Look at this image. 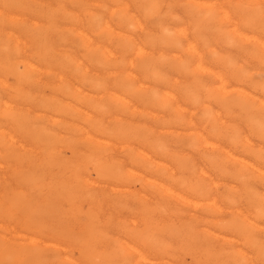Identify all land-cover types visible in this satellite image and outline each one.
Instances as JSON below:
<instances>
[{
  "label": "bare ground",
  "instance_id": "1",
  "mask_svg": "<svg viewBox=\"0 0 264 264\" xmlns=\"http://www.w3.org/2000/svg\"><path fill=\"white\" fill-rule=\"evenodd\" d=\"M50 1L52 2V0H49V2ZM6 2H4L3 5H5ZM240 2H238V3H240ZM255 2L256 1H254V3ZM9 3H6V4L10 5ZM259 4H258V6H259ZM12 5H15V3ZM16 5H17V3H16ZM46 5H48V3ZM59 5L61 7H63L62 3ZM79 5H82V4H79ZM124 5H126V4H124ZM124 5H122V6H124ZM184 5H186V4H184ZM189 5L191 6V4H189ZM219 6H220V4H219ZM253 6H257V5L253 4ZM42 7L40 9H42ZM125 7H127V6H125ZM13 8H16V7H13ZM33 8H35V7H33ZM60 8H59V10H60ZM63 8H62V10L64 11L65 9H63ZM79 8H81V7L79 6ZM45 9H46V7H45ZM53 9H54V7H53ZM73 9H71V10H73ZM260 9H263V8L260 7ZM18 10H20V9H18ZM49 10H48L47 14H49ZM125 10L126 9H124V7H122L121 11H123V13ZM194 10H196V9H194ZM234 10H233V12H234ZM237 10H239V8ZM56 11H58V10L56 9ZM63 11H60V13H62ZM222 11L226 15V17L229 15L228 13H225L227 10L224 11L222 9ZM35 12H36V9H35ZM238 12H240V10ZM254 12L256 13V10ZM248 13H250V12H248ZM33 14H34V12H33ZM39 14L37 16H41ZM224 14H223V16H225ZM66 15H67V13H66ZM95 15H96V13H95ZM120 15L123 16L122 13ZM128 15H125L126 17H123V18H127ZM259 15H257V16H259ZM74 16H73V18H74ZM230 16H232V15H230ZM9 17H7L8 20H9ZM48 17H50V16H48ZM55 17H56V15H55ZM55 17H50V18H55ZM57 18H59V17H57ZM95 18H97V17H95ZM255 19H256V17H255ZM255 19L253 18V20H255ZM5 20H7V19L5 18ZM31 21H32L31 23L34 25L33 22H35V20L34 21L31 20ZM14 22H15V20H14ZM55 22H56V20H55ZM8 23H11V22H8ZM22 23H24V21ZM31 23H29V24L31 25ZM41 23H39V24H41ZM92 23H94V21ZM92 23H91V25H92ZM94 24H96V22ZM94 24L92 26H94ZM232 24H234V23H232ZM252 24H253V22L251 21V19L250 20L248 19V23H246L244 25L245 26L244 29L234 27V30H233V28H232L233 32L235 30H238V32H236V34H238V35L234 37L232 34L233 32H231L232 38H229V35H228V37H226L229 40L228 44H231V45H234L237 47L239 46L238 48H240V47H243V45H245L246 43H248L250 41V39H254L256 42L264 43V40L261 37L254 36L255 34L249 35L248 30L249 29L251 30ZM263 24L264 23H262V25ZM30 25H29V27H30ZM45 25L47 26L48 24H45ZM52 25H54V24H52ZM106 25H108V23H106ZM139 25H141V24H139ZM225 25H226V23H225ZM229 25H230V23H229ZM27 26H28V23H27ZM41 26H43V25H41ZM50 26H51V24H50ZM50 26L48 28H51ZM231 26H233V25H231ZM38 28H39V26H38ZM109 28H112V27L110 26ZM30 29H32V27ZM179 29H181V30L178 33L184 34V33H181V31L184 32L183 30H185L186 28L183 30H182V28H179ZM24 30L26 31V28H24ZM53 30H58V29L54 28ZM145 30L146 29H144V31ZM227 30L230 31L231 27H229V29L227 28L226 30H224V32H226ZM40 31H41V29H40ZM59 31L61 33L60 29L57 32H59ZM257 31H259V29ZM8 32L11 34L10 30ZM27 32H29V29ZM34 32H36V31L34 30ZM37 32L39 33L38 30H37ZM145 32H143V34ZM196 32L197 31H195V33ZM220 32H221V28H220ZM31 33H33V32H31ZM53 33H56V32H53ZM35 34L38 35L37 33H35ZM44 34H46V33H44ZM173 34H174V32H173ZM47 35H48V33L45 36H47ZM144 35H146V34H144ZM45 36H43V37H45ZM127 36H129L130 37L129 39H131V40L134 39L130 35H127ZM127 36H125V37L128 39ZM195 36L197 37L198 35L195 34ZM43 37H41V38H43ZM57 37L58 36H56V38ZM182 37H183V35H182ZM16 38H17L16 42L17 41H18V43L23 42L24 47H25L26 40H22L17 35H16ZM33 38H34V36H33ZM35 38H37V37H35ZM41 38H39V40ZM46 39H47V37H46ZM36 41L38 42L37 39H36ZM172 41H174V40H172ZM177 41H179V39ZM208 41H210V40H208ZM3 42H4V40H3ZM41 42L39 41V43L43 44L42 40H41ZM201 42L202 41L200 40V43ZM39 43H38V45H39ZM45 43H47V42H45ZM206 43H208V42H206ZM51 44H56V43H51ZM187 44H186V47L187 46L189 47L190 44L189 45H187ZM4 45H5V43H4ZM34 45L38 46L37 44H34ZM58 45H59V43L57 44V46ZM192 45H193V43L191 44V46ZM98 46H100V45H98ZM44 47H48V46L45 45ZM177 47H178V45H177ZM182 47H184V45ZM7 48H8V46H7ZM138 48L140 49V46ZM217 48H219V47H217ZM217 48H216V50H217ZM221 48L222 47H220V49ZM233 48L231 50H233ZM51 49H54V48H51ZM51 49H49V50H51ZM105 49L108 50V47H105ZM139 49H138V51H140ZM192 49L194 50L193 46H192ZM229 49H230V47H229ZM235 49H237V48H235ZM252 49H254L252 51L256 50L253 47H252ZM257 49L258 50H256L255 52H258L261 50L260 48H257ZM4 50H5V48H4ZM46 50H48V48ZM142 50L144 51V49H142ZM225 50L226 49H224V52H225ZM34 51H35V49H34ZM53 51H51V52H53ZM196 51H197V49H196ZM236 51L238 52V50H236ZM246 51L249 52L248 50H246ZM240 52L242 53L243 51H240ZM8 53H10V52H8ZM48 53H50V52L48 51ZM62 53L63 52L61 51V54ZM186 53H189V52H186ZM241 53H240V56H241ZM10 54H11L10 56H12V53H10ZM51 54H53V53H51ZM259 54L258 53L256 54L257 57L259 56ZM14 55H13V57H14ZM18 55H19V53H18ZM59 55L57 57H59ZM110 55H111V53H110ZM191 55H193V54H191ZM199 55L201 56V53ZM228 55L226 57H228ZM4 56H5V58L10 57V56H7L5 54H4ZM188 56H190V55H188ZM188 56H187V58H190V57L192 58V56H190V57H188ZM218 56L219 55H217V52H216L215 53V58H216L215 63L217 65L216 66L217 69H213V72H212L213 77L211 76L213 78L212 81H214V79H215L216 80L215 82L219 83V85H217V86L215 84L216 87L212 86V87H214V89L216 88L214 90V93H212L210 95L207 94L205 91L206 89H204V88H206V86L204 88H202V86L197 87V88H194V87L190 88L189 87V88H187V91L184 94L185 101L183 100L182 97H178V98L174 97L169 92V95L170 96L172 95L173 97L171 96V98L169 99L168 97L165 96L166 99L159 100L158 101L159 103L157 102L158 103L157 105L161 106L166 112V115L163 116V119H162L163 120L162 126L164 127V129L167 132H171V130L173 129L172 131L173 132L176 131L175 133L178 137H184L185 138V144H184L185 148H183V149H181V148L176 149L177 147L174 149L170 146V144L168 142L163 141V140H156V141L151 143L148 141V139L146 137H142V136L138 135L137 133H134L133 127L131 125L129 126L128 123H126V125H123V126L120 125L119 127L111 128V127H108V125L111 122L110 120H108V121H110L109 124H106V122L102 118H99V117H97L91 113H88V112L86 113V116H84L82 119L78 118V120H80L79 123L77 124L78 131L80 133L79 135H81V137L86 141V143H87L86 151L88 149V152H89V153L84 154L86 156V158H88L89 161L90 160L93 161L94 166L99 168L100 172L111 171V174L113 175V177L115 176L119 180L120 186L128 187L127 194L125 197L128 196V197H132L133 199L140 198L141 195H143V194L138 190L137 187L142 185L144 188H146V189L148 188V190L150 189V191L157 198L156 199L154 197L156 199L155 205L150 206L147 204V202H145V203H142L139 205L140 208L139 207H136V208L133 207V204H132V207L130 208V205H129L130 202H129V204H127L128 201L126 199H125V202L118 199V203L120 204V206L122 208L127 207V208L133 210L134 212L138 208L140 209V211L138 209V211H136L135 214L133 213L134 215H136L137 212H139L138 215L140 217L134 216L132 221L129 220L132 223V225L134 224L135 227L126 228L124 225H121L120 230H119L120 232H118L117 236H109L108 235V238L105 239V243L102 242L104 244L101 243V245L100 244L98 245L100 247V249L98 248V246L95 248L93 243L98 240L97 234L99 235V233H101L103 231L96 230V227L94 224L96 219L94 217L89 218L90 221L88 223L86 222V224L83 226V229L85 227L86 230H84V232H82V233L75 232L74 230L71 231L72 228L70 229V233H69L67 230L63 231L62 229L51 228V229L55 230V231H52L48 227H43V225H45V223H44L45 222L44 221L45 216L42 220L39 218V215L38 216H32L34 214L27 215L28 213H26L27 216L23 217L24 215H22L23 218L17 219L16 213H15V210H16L15 206L16 205L14 203H18V202L10 201V197H9L10 186L7 184V187L4 185L3 192L0 195V264H113L111 259L113 260L114 258H115L114 259L115 262H116V260H118L119 262H121V264L130 263L132 261V259H134L136 262H138V264H240V261H238V260H241V259H238L239 256L242 258V260L246 259L247 264H264V146H263L264 142L262 141L263 145L262 144H256L253 141L254 140L253 139V130L251 129V127L253 125H255L258 130L259 129L264 130V122H263L264 121L263 120L264 110L261 111L263 114L257 113L255 110H253L252 107L254 104L253 103L254 95L251 91H252V84L254 82L252 83V81H251L252 78L248 74L245 73L246 69L241 70L242 69L241 65L238 63V61H235L236 56H235V59H233V60L230 58H226L225 62L221 59V57H218ZM220 56H221V53H220ZM231 56H232V54H231ZM24 57H25V55H24ZM60 57L58 59L62 60V58H60ZM199 57H198V59H199ZM229 57H230V55H229ZM259 57L261 58L262 56H259ZM42 58H43V56H42ZM70 58H71V55H70ZM7 59L8 58H6V60ZM251 59H252V56H251ZM253 59H254V57H253ZM13 60L14 59H12L11 61H13ZM38 60H39V58H38ZM44 60H46V56H45ZM79 60H80V64H81V62H82L81 59H78L76 61H79ZM181 60L179 61V63L181 62ZM256 60H254V61H256ZM8 61H9V59H8ZM184 61L182 60V62H184ZM198 61H200V60H198ZM47 63L49 64L48 61L46 62V64ZM252 63L249 65H252ZM7 64H9V63H7ZM7 64H5V65H7ZM12 64L10 66H14ZM149 64L151 65L152 63H148V65ZM52 65H54V63ZM148 65H146V66L149 67ZM155 65H153V66L155 67ZM180 65H181V63H180ZM65 66H68V64ZM158 66L160 67L159 64H158ZM181 66L183 67V65H181ZM199 66H200V64H199ZM257 66H258V63H257ZM32 67L37 68L38 66H36V64H34L33 62H31L28 59L25 61H23V60L19 61V64H18V66H16V69L18 68V75H19L20 79H22L24 77H25V79H28L29 76L26 77V75L28 74V70H30V68H32ZM255 67L256 66H253L254 69H255ZM260 67H259V70H260ZM13 68L15 69V67H13ZM204 68H205V66H204ZM246 68H248V67H246ZM6 69H5V72H6ZM37 69H39V67ZM250 69H251V67H250ZM262 69H263V67H262ZM47 70H50V69L47 68ZM78 70H80V69L78 68ZM81 70H83V69H81ZM85 70H86V68H85ZM10 71L8 70L7 73ZM243 71H245V72H243ZM1 72H2V68H1ZM15 72H16V70H15ZM31 72H33V71H31ZM69 72H71V71H69ZM205 72L211 73V71L208 69H205ZM12 73H14L13 70H12ZM72 73H74V72L72 71ZM75 73H76V71H75ZM42 74L44 75L46 73H42ZM51 74H53V72ZM58 74H59V72H58ZM150 74L152 75L153 73L152 72L148 73V76H150ZM79 75H81V74H79ZM158 75L156 74V76L155 75H152V76L153 77L155 76L158 78L159 77ZM9 76H11V75H9ZM135 76L138 79V76L137 75H135ZM57 77H59V79H60L61 74ZM86 77H87V79L92 78V77H88L87 75H86ZM195 77H197V76H195ZM80 78H83V75ZM84 78H85V76H84ZM94 78L92 79V81L94 80L97 82L98 79L95 80ZM160 78H162V77H160ZM102 79L104 81V78H102ZM146 79H148V78H146ZM8 80H10L9 77H8ZM14 80L16 81V86L18 85L17 83L22 81V80H20L19 82H17L16 79H14ZM99 80H100V78H99ZM151 80H154V79H151ZM199 80H202V79H199ZM255 80L257 82L258 79H255ZM260 80H259V82H260ZM192 81H194V80H192ZM6 82L7 81H4L2 83H6ZM26 82H27V80H26ZM36 82H37V80H36ZM62 82H64V81H62ZM79 82H80V80H79ZM90 83L92 84V82H90ZM97 83H99V81ZM55 84L57 85V81ZM94 84H95V82H94ZM137 84H140V82ZM229 84L232 86H231V88L229 87V89H228V88H226V86ZM37 85H38V83H37ZM62 85H64V84H62ZM126 85L129 86V84H126ZM200 85H202L201 81H200ZM100 86H101V84H100ZM141 86H142V84H141ZM38 87H36V88H38ZM77 87H79V85ZM113 87H114V84H113ZM130 87H132V86H130ZM255 87H257V86H255ZM7 88H8V85H7ZM19 88H21V87H19ZM66 88L67 87H65L64 90ZM117 88H119V87H117ZM146 88L149 89V91H151L150 86H146ZM11 89L15 93V96H16L15 98H6L3 95H1V93H0V108L4 114V118L0 119V149H5L6 154L12 156L11 158H12L13 162H14L13 156L15 155V149H21V148L25 147L24 140L32 141L36 145L33 147V149H38V150L39 149H43V150L45 149L44 152L46 154H43V155H46V156H45V158H42V160L46 159V157L48 155H51L52 151H48V149H56L57 144L66 145V149H70L69 151H70V155H71L72 149H74V150L76 149L75 146L72 144V143H74V142H72L73 141L72 136H73V134H78V133H72L73 131L70 130V132L72 133V136L65 135L66 133L64 135H61L62 133H59V135H58V133L54 132L52 130V128H51L52 132L46 133L47 129L49 127L46 126L47 129H45L44 123H41L43 126H38V127H35L32 124L29 126V124H28V126H29L28 127L27 124H25L27 122H24L25 119L22 118V116H21V113H22V114H24L23 116L26 117L25 114L28 113L27 112L28 108L25 109L26 107H24V104L26 103L24 97H27V96L23 95L25 91L20 92V90L18 88H14V87L10 88V90ZM54 89L55 88H53V90ZM75 89L73 91V94H74L73 98H75V94L77 93V90H75ZM91 89H92V86H91ZM95 89H97V88H95ZM68 90H72V89H68ZM201 90H204L205 92L204 91L201 92ZM149 91H148V93H149ZM10 92H8V93H10ZM82 92H85V90ZM82 92H81V94H83ZM110 92H112V91L110 90ZM11 93H13V92H11ZM60 93H62V92H60ZM127 93H129V92H127ZM163 93L165 94V91ZM232 93H236V94H232ZM104 94H106V93H104ZM229 94H232V97L230 99L228 98ZM30 95L32 96V94H30ZM48 95H46V96H48ZM63 95H64V93H63ZM92 95H90V98L93 97ZM108 95H110V93ZM40 96L43 97L44 95L40 94ZM58 96H53V99L60 98ZM71 96L72 95L67 96L62 105L73 106L77 110L80 109V107H79L80 101L76 99L77 101H79V103H77V104L72 103L73 98ZM118 96L119 97L116 98L117 103L120 106H122V109L126 110V108L129 107L130 110L135 111V112L137 111L138 107L135 108L136 105L133 106L135 104V102H132L129 97L127 98V97L122 96V95L121 96L118 95ZM131 96H133V98H134L135 95H131ZM153 96L156 97L157 93H153ZM42 97H40V98L43 99ZM162 97H164V96H162ZM96 98H98V97H96ZM46 99L44 97V99L40 100L39 103L37 102L39 104L38 106H40V108H41V106H42V108L43 107L46 108V105H48ZM159 99H160V97H159ZM171 99H174V100H171ZM27 100H29V99L27 98ZM102 100H104V99H102ZM155 100H157V99H155ZM58 102H60L59 99H58ZM81 102L83 104H85L82 100H81ZM139 102H140V100H139ZM260 102H263V101H260ZM34 103H36V100L34 101ZM51 104L52 103L50 102V106H51ZM106 104L107 103L104 102L103 105H106ZM144 104L145 103H142V105H144ZM86 105L91 106L93 109L94 108L95 109L100 108L99 110H101V112L103 113L102 103L99 106V104H97V103L95 104L93 101H87ZM109 105L111 106V104H109ZM262 108L264 109V106H262ZM49 109H50V107L47 110H49ZM106 109H108V108H106ZM110 109L111 108L109 107V109H108L109 112H110ZM122 109H120L121 112L123 111ZM145 109H147V108H145ZM197 109H201V111H202V115H200L199 117H196V114H195ZM25 110H26V112H24ZM53 110L54 109H52V112H54ZM85 110L82 109L83 112H85ZM101 112L99 114L104 115ZM109 112H108V114H109ZM142 112H143V110H142ZM146 112H148V109L146 110ZM149 112L152 113V111H150V110H149ZM34 113L38 115V113H36V112H34ZM34 113H32L31 115L33 116ZM153 113H155V112H153ZM253 113H255V114H253ZM106 114H107V112H106ZM258 114H260L263 118H261V117L259 118ZM65 115H68V114H65ZM80 115H81V113H80ZM237 115H242V118L240 120H237V118H238ZM27 116H29V115H27ZM68 116H70V115H68ZM137 116H139L138 113H137ZM0 117H1V115H0ZM119 118H120V115H119ZM129 118H130V116H129ZM141 119H142V123H144L145 121H143V119H145V118H141ZM124 120L123 121L126 122V119H124ZM138 120H140V119H138ZM148 122H151V121H148ZM33 123H34V121H33ZM38 123H40V122H38ZM38 123H36V124H38ZM47 123H48V121H47ZM59 123H60V121H59ZM139 123H141V121ZM155 123H157V122H155ZM157 124H161V123L158 122ZM155 125L156 124H153L154 129H156ZM63 126H64V124H63ZM70 126H69V128H70ZM149 126H150V124H149ZM156 126H158V125H156ZM158 128H159V126H158ZM49 130H50V128H49ZM63 130H64V128H63ZM260 132L261 131H259V133ZM144 134H145V136H147L146 133H144ZM254 137H256V136H254ZM257 139H258V137H257ZM113 140H118V141H120V143L122 142L121 144H124V146L123 145H121V146H123L125 148V150L126 149H133L129 153L130 154L129 157H128V154L126 155L128 157V160H126V161H129V163H130V164L128 163L129 164L128 167H122V165H123L122 161L123 160H120V159H116V160L113 159L114 161L112 164H107L105 162V160L101 159V157H103V155H100V154L103 151L100 152V150H98V149H103L104 146H106L107 144L110 146L114 145ZM259 140H260V138H259ZM259 140H258V142H260ZM64 141H65V143H58V142H64ZM170 142H173V141H170ZM115 145H117V144L115 143ZM79 147H81V146H79ZM112 147H115V146H112ZM178 147H180V146H178ZM83 148H85V147H83ZM46 149H47V151H46ZM57 149L60 150V148H57ZM105 150H107V149H105ZM19 152H21V151H19ZM39 152H40V150H39ZM30 153H31V151H30ZM77 153H73V155L75 156ZM122 153H123V151L121 152V155H122ZM66 154H67V152H66ZM115 154H116V152H115ZM43 155H42V157H43ZM78 155H79V153H78ZM82 155H83V153H82ZM104 155H106V154H104ZM67 156L69 157V154ZM29 157L26 159H30ZM68 157H67V159H69ZM77 157L80 158V156H77ZM21 158L23 159V157H21ZM21 158L17 159V163L20 164V162H21L20 165L22 166V162L24 159L22 160ZM50 158H52V157L50 156ZM20 159L22 161L18 162ZM47 159L49 160V158H47ZM73 159H72V161H73ZM81 159H83V157H81ZM52 160L53 159H51L50 161H52ZM2 161L4 162V160H2ZM70 161H71V158H70ZM72 161H71V163H73V165H74L76 162L75 161L72 162ZM9 162H10V160H9ZM15 162H16V160H15ZM58 162L63 163L65 165H67L69 163L68 160L66 161V159L58 160ZM31 163H33V162H31ZM40 163H41V160H40ZM90 164H92V163H90ZM29 165L31 166L30 163H29ZM60 165H62V164H60ZM73 165L71 167H73ZM79 165H81V164H79ZM0 166H2V165H0ZM9 166H11V165L9 164ZM125 166H127V165H125ZM85 167H86V164H85L84 168ZM47 168H48V166H47ZM12 169H13V167H12ZM26 170H27V167H26ZM30 170H31V167H30L29 171ZM51 170H53V169H51ZM60 170H61V168H60ZM78 170H80V169H78ZM17 171H18V169H17ZM29 171H28V173H29ZM44 171L47 173L48 170L47 171L44 170ZM76 171H77V169H76ZM76 171L73 172L74 175H76ZM37 172H38V170H37ZM85 172L86 171H84V173ZM88 173H90V172H88ZM49 174H47V175H49ZM51 174H52V172H51ZM12 175H13L12 177L17 175L16 171H15V175H14V173ZM23 175H27V174H23ZM65 175H67L66 176L67 178L71 177L70 174L69 175L65 174ZM65 175H63L64 177L61 175V177H63V179H64ZM19 176L22 177V175H17V177H19ZM19 178H17V179H19ZM85 179H87V178H85ZM99 179H101V178H99ZM28 180H29V178H28ZM103 180H105V179H103ZM17 181H19V180H17ZM20 182H19V185L17 184L18 186H20ZM45 182H47V181H45ZM67 182H69V181H67ZM67 182H65L66 184L64 183V185H63V182L59 181V185H58V186H60L58 188V191L63 192V194H65L66 196H68V192H66V191H72L73 190L71 187L70 188L68 187ZM82 182H83V180H82ZM88 182L93 183L90 181H88ZM74 183H77V180ZM15 184H16V182H15ZM15 184H13V186H15ZM43 184H46V183H43ZM71 184H72V182H70V185ZM22 186H20V188ZM85 186H87V185H85ZM44 187L46 190V186H44ZM28 188H29V186H28ZM111 189H113V188H111ZM95 190L97 192V189H95ZM17 192L19 193V191H17ZM25 192L28 194H31L30 192H28L26 190H25ZM34 192L36 193V191H34ZM104 193H105L104 196L108 195L106 192H104ZM32 194H31V196H32ZM59 195H60V193H59ZM13 196H16V195H13ZM17 196L18 197L22 196V194L17 195ZM42 196H45V195L43 194ZM121 196H122V194H121ZM88 197H86V198H88ZM101 197H102V193H101ZM23 198L20 199L21 202L24 200ZM31 198H35V197H31ZM36 198H39V197H36ZM143 198H145V197H143ZM15 199L17 200L18 198L13 197V200H15ZM65 199H66V197H65ZM243 199H244V202L246 201V203H244V204H242ZM241 200H242V203H241ZM247 200H248V202H247ZM84 201H83V203H84ZM94 201H95V199H94ZM126 201H127V203H126ZM32 202H34V201H32ZM42 202H41V204H42ZM70 202H72V201H70ZM101 202H102V199H101ZM101 202L99 205H101ZM22 203H23V206L25 207L26 205L30 204V200L25 199V201ZM58 203H59V200H58ZM78 203H80V202L77 201V204ZM107 203L109 204V202H107ZM35 204H37V202L36 203L34 202L33 205H35ZM38 204H39V202H38ZM38 204L35 206H38ZM66 205H68V207H69V204H66ZM91 205H92V203H91ZM91 205H89V208ZM61 206H62V204H61ZM30 207H31V205H30ZM105 207L101 210H104ZM80 208H82V206ZM62 209H63V207H62ZM64 209H65V207H64ZM106 209H107V207H106ZM110 210H111V207H110ZM25 211H27V209ZM59 211H58V213H59ZM61 212H63V210ZM123 212H125V210ZM19 213H21V212H19ZM80 213H81V211H80ZM89 213H91V212H89ZM97 213H100V211H98ZM111 214L113 215V213H111ZM111 214H110V216H111ZM122 214H120V215H122ZM125 214H127V213H125ZM72 215L74 216V214H72ZM60 217H62V216L60 215ZM63 217H65V216H63ZM90 217H92V216H90ZM122 217H124V216H122ZM49 218L51 219V216L46 217V220H48ZM12 219H17V221H12ZM110 219H111V217L109 218V220ZM121 220L122 219H119V221H121ZM18 221L20 223L17 226L15 223H18ZM60 221H61V219H60ZM104 221L105 220H103L101 222H103V224L108 223V222L104 223ZM120 223L122 224V221L119 222V224ZM125 224H126V222H125ZM100 226L102 228V224H100ZM51 227H52V225H51ZM97 228H99V227H97ZM105 228H106V225H105ZM112 228H114V226ZM80 229L82 230L81 226H80ZM22 230L28 231L27 234H22L21 233ZM115 230L116 229L114 228L113 231H115ZM10 231L11 232L13 231V233L15 232L17 234L16 235L11 234ZM168 231L170 233V239L168 238L169 241H167L163 238V234L165 232H168ZM8 233L11 234L12 237L9 236ZM102 234L100 235V238H102L103 236H106V234H108V233L104 232ZM13 236H15V237H13ZM18 236H21L25 240V242L26 241H28V242H26V243L22 242L21 243V242L16 241L15 239L19 238ZM243 240L246 242L245 245L247 243H249L251 246H253L255 248L256 259H253L252 256L248 255L247 252L243 250V247L239 248V245H240L239 243L244 242ZM100 241H102V240H100ZM249 244H248V246H249ZM75 245H78L81 248L77 251L75 250L76 251L75 254H73L72 252L67 253V250L69 247H71L72 249H76ZM45 246H52L56 250L55 255L53 256V254H50L49 252H45L46 251ZM107 248H109V249H107ZM248 248H250V246ZM247 251H249V250L247 249ZM61 253H64V255H60ZM49 257H51V258H49ZM243 258H245V259H243ZM116 264H118V263H116Z\"/></svg>",
  "mask_w": 264,
  "mask_h": 264
},
{
  "label": "rangeland",
  "instance_id": "2",
  "mask_svg": "<svg viewBox=\"0 0 264 264\" xmlns=\"http://www.w3.org/2000/svg\"><path fill=\"white\" fill-rule=\"evenodd\" d=\"M34 1L35 2L37 1V2L35 3ZM254 1H256V2L254 3ZM0 2H1L0 3V10L2 11V12L0 11V54H1L0 57L2 58V59L0 58V74H1L0 75V81H1L0 82V93H1V95H3L6 98H15L16 96H15L14 91L12 89L10 90V88H12V87L18 88L20 90V92L25 91L24 94L22 93L24 96H27V97H24V99L26 101V103L24 104V107H26L25 109L28 108L29 110L27 109L28 113L25 114L26 117L23 116L24 114H22V113H21V116H22V118L25 119L24 122H27V123H25V124H27V126H28V124H29V126L32 124L33 126L38 127V126H43L41 123H44L45 129H47L46 126L50 128V130H49V128L47 129L46 133L52 132V130L54 132H57L58 135H59V133H62L61 135H64L66 133L65 135L72 136V133H78V134H73V136H72L73 137L72 142H74V143H72V142L71 143L75 146L76 149L75 150L72 149L71 155H70V151H69L70 149H66V145L57 144L56 147L60 148V150L57 148L56 149H48V151H52V152H51V155H48L49 157L47 156L46 159H43L44 161L42 160V158H45V156H46V155H43V154H46L44 152L45 149L44 150L39 149L40 152L38 149H33V147L36 145L30 140L29 141L24 140L25 147H23L21 149H15V155L13 156L14 162L11 158L12 156L6 154L5 149H0V160L1 159L4 160V162L2 160L0 161V165H2V166H0V195L3 192L4 185L7 187V184H8L10 186V188L8 187L10 190V194H9L10 201L18 202V203H14L16 205V206L15 205L14 206L16 208L15 213H16L17 219L23 218V217L30 215V214H34L32 216H38L39 215V218L43 220V218L45 216V218H44L45 225H43V227H48L49 229H51V228L62 229L63 231L67 230L69 233H70V229L72 228L71 231L74 230L75 232L82 233V232H84V230H86L85 227L83 229V226L86 224V222L88 223L90 221L89 218L94 217L96 219V221L94 223L96 230L103 231V232L99 233V235L97 234L98 237L96 236L99 241L97 240L96 242L93 243L95 248L99 244L101 245L102 242L105 243V239L108 238V235L109 236H117L118 232H120L119 230H120L121 225H124L126 228L135 227L134 224L132 225V223L129 220L132 221L134 216L140 217L138 215L139 212H137V214L134 215L135 212L138 211V209L140 208L139 205L147 202L148 205L153 206V205H155L157 198L150 191V189L148 190V188L147 189L144 188L141 184H140L141 186L137 187L138 190L143 194V195H141L140 198L133 199L132 197H128V196L125 197L127 194L128 187L120 186L119 180L115 176L113 177V175L111 174V171L100 172L99 168L94 166L93 161L90 160L91 161L90 162L89 159L86 158V156L84 154L89 153V152H88V149L86 151V147H87L86 141L81 137V135H79L80 133L78 131L77 124L79 123L80 120H78V118L82 119L84 116H86V113L88 112V113H91V114H93L99 118H102L106 122V124H109V122L111 121L109 124L110 126L108 125V127H111V128L119 127L120 125L123 126V125H126V123H128L129 126L131 125L133 127L134 133H137L138 135H140L142 137H146L148 139V141L151 143L156 141V140H163V141L168 142L170 144V146L174 149L176 147H177L176 149H180V148L183 149V148H185V146H184L185 138L184 137H178L175 133L176 131H174V132L172 131L173 129L171 130V132H167L164 129V127L162 126L163 125L162 119H163V116L166 115V112L161 106L157 105L159 103L158 101L164 100V99H166V97H168L170 99L172 95L174 97H177V98L182 97L183 100L185 101L184 94L186 93L187 88H189V87L190 88L191 87L197 88V87L202 86V88H204L206 86V88H204V89H206L205 91L207 94L210 95V94L214 93V90L216 89V88L214 89V87L219 85L218 82H215L216 81L215 79H214V81H212L213 80V78H212L213 77L212 76L213 69H217V67H216L217 65L215 63V61H216L215 53L216 52H217V55H219L218 57H221V59L224 62L226 61V58H230L233 60V59H235V56H236L235 61H238V63L241 65V67H242L241 70L246 69V72L245 71H243V72L248 74L253 79V80L251 79L252 83L254 82L252 84V91H251L254 95V98H255V99L253 98L254 104H253L252 108L257 113L263 114L261 111L264 110L262 108V106H264V86H263L264 85V62H263L264 61V57H263L264 56V47H263L264 43L256 42L254 39H250V41L248 43H246L245 45H243V47L238 48L239 46L237 47V46L228 44L229 40L226 37H228V35H229V38H232V36H231L232 34L234 37L237 36L238 34H236V32H238V30H235L234 31L235 33H234L233 32L234 27L244 29L245 28L244 25L246 23H248V19L249 20L251 19L253 24L251 26V30L250 29H249L250 31L248 30L249 35L255 34L254 36H259L264 40V38H263L264 37V35H263L264 34V24L262 25V23H264V13H263L264 12V0H52V2L51 1L49 2V0H20V1L19 0H0ZM4 2H6V3L10 2L9 3L10 5H7L6 3H5V5H3ZM238 2H240V3H238ZM14 3H15V5H12ZM16 3H17V5H16ZM47 3H48V5H46ZM61 3H62V6L64 8L59 5ZM79 4H82V5H79ZM124 4H126V5H124ZM184 4H186L187 6ZM189 4H191V6ZM219 4H220V6H219ZM253 4L257 5V6H253ZM258 4H259V6H258ZM49 5L50 6L52 5V6L50 7ZM122 5H124V6H122ZM79 6L81 8H79ZM125 6H127V7H125ZM13 7H16V8H13ZM33 7H35V8H33ZM41 7H42V9H40ZM45 7H46V9H45ZM53 7H54V9H53ZM122 7H124V9H126L124 11V13H123V11H121ZM260 7L263 9H260ZM59 8H60V10H59ZM62 8L65 9L66 11L65 10L63 11ZM238 8H239L241 13L238 12L239 11V10H237ZM18 9H20V10H18ZM35 9H36V12H35ZM56 9L58 11H56ZM71 9H73V10H71ZM194 9H196V10H194ZM222 9L224 11L227 10L225 13H228L229 17L228 16L226 17V15L222 11ZM48 10H49V14H47ZM233 10H234V12H233ZM255 10H256L257 14L254 12ZM60 11H63V12L60 13ZM33 12H34V14H33ZM65 12L67 13V15ZM246 12L247 13L250 12V13H248L250 16ZM95 13H96V15H95ZM121 13L123 14V16L120 15ZM38 14L41 16H37ZM54 14L56 15V17ZM223 14L225 16H223ZM47 15L50 17H55V18H50ZM125 15H128L127 18H123V17H126ZM230 15H232V16H230ZM257 15H259V16H257ZM73 16H74V18H73ZM7 17H9V20ZM57 17H59V18H57ZM95 17H97V18H95ZM255 17L257 20L255 19ZM5 18L7 20H5ZM253 18L256 21L253 20ZM14 20L16 23L14 22ZM31 20H33V21L35 20V22H33L34 25L31 23L32 22ZM55 20H56V22H55ZM23 21H24V23H22ZM93 21H94V23L96 22V24L92 23ZM8 22H11V23H8ZM27 23H28V26H27ZM29 23H31V25ZM39 23H41V24H39ZM91 23H92V25L94 24V26H92ZM106 23H108V25H106ZM138 23L141 25H139ZM225 23H226V25H225ZM229 23H230V25H229ZM232 23H234V24H232ZM45 24H48L49 26L51 24L50 27L52 29L48 28L49 26L48 25L46 26ZM52 24H54V25L56 24V25L54 26ZM29 25H30V27H29ZM41 25H43V26H41ZM231 25H233V26H231ZM38 26H39V28H38ZM110 26L112 28H109ZM31 27H32V29H30ZM229 27H231V30L230 31L227 30L226 32H224V30H226L227 28L229 29ZM24 28H26V31L24 30ZM54 28L58 29V30L60 29L61 33H60V31L57 32L58 30H53ZM179 28H182V30L183 29L186 30V31L183 30L184 32L181 31V33H184V34L178 33L181 30ZM220 28H221V32H220ZM232 28H233V30H232ZM28 29H29V32H27ZM33 29L36 32H34ZM40 29H41V31H40ZM144 29H146L145 31L147 33L144 31ZM258 29H259V31H257ZM9 30H10L11 34L8 32ZM37 30L39 31L40 34L37 32ZM195 31H197V32L195 33ZM31 32H33V33H31ZM43 32L46 34L48 33V35L45 36L46 34H44ZM53 32H56V33H53ZM143 32H145L144 34H146V35H144ZM173 32L175 35L173 34ZM231 32H233V33L231 34ZM35 33H37L38 35H36ZM194 33L198 36L196 37ZM16 35L19 36L22 40H26V44H25L26 48L24 47L23 42L22 43H18V41L16 42V40H17ZM127 35L132 36V38H134L135 40L129 39L130 37ZM182 35H183V37H182ZM33 36H34V38L35 37H37V38L34 39ZM43 36H45V37H43ZM56 36H58V37L56 38ZM125 36H127L128 39ZM38 37L39 38L43 37V38H41L39 40ZM46 37H47V39H46ZM2 39L4 40V42ZM36 39L38 40V42L36 41ZM178 39H179V41H177ZM41 40L43 41V44H41L42 43ZM172 40H174V41H172ZM200 40L202 41L201 43H200ZM204 40L205 41L207 40L206 42H208V43H206ZM208 40H210V41H208ZM39 41L41 43H39ZM45 42H47V43H45ZM191 42L193 43L192 46L194 47V50L192 49V46H191L192 43ZM4 43H5V45H4ZM38 43H39V45H38ZM51 43H56V44H51ZM58 43H59V45L57 46ZM34 44H37L38 46H35ZM97 44L100 46H98ZM186 44L187 45L190 44L189 47L187 46L188 48L186 47ZM45 45L48 47H44ZM177 45H178V47H177ZM183 45H184V47H182ZM7 46H8V48H7ZM139 46H140V49L138 48ZM105 47H108V50L105 49ZM217 47H219V48H217ZM220 47H222V48L220 49ZM229 47H230V49H229ZM252 47L255 48L256 50H258L257 48H260L261 50L258 52H255L256 50L252 51V50H254V49H252ZM4 48H5V50H4ZM47 48H48V50H46ZM51 48H54V49H51ZM216 48H217V50H216ZM232 48H233V50H231ZM235 48H237V49H235ZM34 49H35V51H34ZM49 49H51V50H49ZM138 49L140 51H138ZM142 49H144V51ZM196 49H197V51H196ZM224 49H226L225 52H224ZM236 50H238L239 53ZM246 50H248L249 52H247ZM48 51L50 53H48ZM51 51H53V52H51ZM61 51L63 52L62 54H61ZM240 51H243V52L241 53ZM8 52L12 53V56H10L11 54ZM54 52L56 54L57 53L58 54L56 55ZM186 52H189V53H186ZM3 53L7 56H10V57H6L9 59V61H8V59L6 60ZM18 53H19V55H18ZM51 53H53V54H51ZM110 53H111V55H110ZM200 53H201V56L199 55ZM220 53H221V56H220ZM240 53H241V56H240ZM257 53L258 54L260 53L259 56H262L263 58L262 57L260 58L259 56H258L259 57L258 58L256 55ZM191 54H193V55H191ZM228 54L230 55V57ZM231 54H232V56H231ZM13 55H14V57H13ZM24 55H25V57H24ZM58 55H59V57L61 56L60 58H62V60L58 59L59 58V57H57ZM70 55H71V58H70ZM188 55L192 56V58ZM227 55H228V57H226ZM250 55L252 56V59L254 57L253 60L251 59ZM42 56H43V58H42ZM45 56H46V60H44ZM177 56L178 57L180 56V57L178 58ZM187 56L190 57L191 59L187 58ZM198 57H199V59H198ZM38 58L40 61L38 60ZM12 59H14V60L11 61ZM27 59L30 60L31 62H33L34 64H36V66H38L40 70L37 69L38 67L37 68L32 67V68H30V70H28V74L26 75V77L29 76V78L25 79V77H24V78L20 79V77L18 75V68L16 69V66H18L19 61H21V60L25 61ZM78 59H81V61H82L81 64H80V60L76 61ZM181 59L183 61L184 60L185 61L182 62ZM180 60H181L180 63H181V65H183V67L179 63ZM198 60H200V61H198ZM254 60H256V61H254ZM47 61L49 62V64L48 63L46 64ZM156 62L160 65V67L158 66V64ZM7 63H9V64H7ZM53 63H54V65H52ZM148 63H152V64L148 65ZM251 63H252V65H249ZM257 63H258V66H257ZM5 64H7V65H5ZM11 64L14 66H10ZM67 64H68V66H65ZM199 64H200V66H199ZM146 65H148L149 67H147ZM153 65H155V67ZM203 65L205 66V68ZM83 66L86 68V70ZM253 66H256L255 69L253 68ZM13 67H15V69ZM246 67H248V68H246ZM250 67L252 70L250 69ZM259 67H260V70H259ZM262 67H263V69H262ZM1 68H2V72H1ZM6 68L9 71L10 70L11 71L7 73L8 70ZM47 68L50 70H47ZM78 68L80 70H78ZM5 69H6V72H5ZM81 69H83V70H81ZM205 69L210 70L211 73L205 72ZM12 70L14 73H12ZM15 70H16V72H15ZM31 71H33V72H31ZM51 71L53 72V74H51L52 73ZM69 71H71V72H69ZM72 71L74 73H72ZM75 71H76V73H75ZM150 71L153 73L152 75L156 76V74L157 75L159 74L158 75L159 77L158 78L155 76L153 77L151 74H150V76H148V73H151ZM58 72H59V74H58ZM42 73H46V74L43 75ZM60 74H61V77L59 79V77H57V76H59ZM79 74H81V75H79ZM134 74L138 76V79L136 78V76ZM9 75H11V76H9ZM82 75H83V78L85 76L84 79L80 78V77H82ZM86 75L88 77H92V78L87 79ZM195 76H197V77H195ZM8 77L10 80H8ZM160 77H162V78H160ZM34 78L37 80V82ZM93 78L95 80L98 79L97 82L99 81V83H97L94 80L92 81ZM99 78H100V80H99ZM102 78H104V81ZM146 78H148V79H146ZM150 78L154 79V80H151ZM14 79H16L17 82H19L20 80H22V81L17 83L18 85L16 86V81ZM199 79H202V80H199ZM255 79H258L257 82ZM26 80H27V82H26ZM79 80H80V82H79ZM192 80H194V81L196 80V81L194 82ZM259 80H260V82H259ZM4 81H7L8 83L7 82L2 83ZM56 81H57V85L55 84ZM62 81H64L65 83ZM200 81H201L202 85H200ZM90 82H92V84ZM94 82H95V84H94ZM139 82H140V84H137ZM32 83L33 84L35 83V84L33 85ZM37 83H38V85H37ZM96 83L99 86L101 84V86L99 87ZM62 84H64V85H62ZM113 84H114V87H113ZM126 84H129V86ZM141 84H142V86H141ZM215 84H216V86H215ZM7 85H8V88H7ZM78 85H79V87H77ZM254 85L257 87H255ZM18 86L21 87L22 89L19 88ZM91 86H92V89H91ZM130 86H132V87H130ZM146 86H150L151 91H149V89H147ZM212 86H214V87H212ZM231 86L232 85L229 84L226 86V88L229 89V87L231 88ZM36 87H38V88H36ZM65 87H67V88L64 90ZM117 87H119V88H117ZM53 88H55L56 90L55 89L53 90ZM95 88H97L98 90ZM68 89H72V90H68ZM74 89L77 90V93L75 94V98H73ZM84 90H85V92H82ZM110 90L112 92H110ZM10 91L13 93H11ZM148 91H149V93H148ZM164 91H165V94L163 93ZM203 91L204 90H201V92H203ZM8 92H10V93H8ZM60 92H62V93H60ZM81 92L83 94H81ZM108 92L110 93V95H108L109 94ZM127 92H129V93H127ZM169 92H170V94H172L171 96L169 95ZM63 93H64V95H63ZM104 93H106V94H104ZM153 93H157V96L154 97ZM30 94H32V96ZM40 94L44 95V96L42 97V96H40ZM51 94L53 96L59 95L58 97H60V98H58V99L60 102H58V99H53V96ZM89 94L90 95L93 94L92 95L93 97L90 98ZM130 94L135 95L134 98ZM232 94H236V93H232ZM232 94L228 95L229 99L232 97ZM46 95H48V96H46ZM70 95H72L71 97L73 98V99L71 98L72 103L77 104L80 101L79 107L81 110L78 109L79 110L78 111L73 106L62 105L64 100L66 99V97L70 96ZM118 95H120V96L122 95V96H125L127 98L129 97L132 102H135V104L133 106L136 105L135 108L138 107L137 111L136 112L132 111L129 109V107L126 108V110L122 109V106H120L117 103L116 98L119 97ZM162 96H164V97H162ZM40 97H42L43 99H44V97H45V99L47 98L46 101H47L48 105H46V108L48 109L50 107L51 110L50 109L47 110L44 107L42 108V106L40 108V106H38L39 101L43 100ZM96 97H98V98H96ZM136 97L140 100V102ZM159 97H160V99H159ZM27 98L29 100H27ZM144 98L145 99L147 98V99L145 100ZM76 99L79 101H77ZM102 99H104V100H102ZM155 99H157V100H155ZM35 100H36V103L38 102L37 104L34 103ZM81 100L85 104H83L81 102ZM171 100H174V99H171ZM87 101H93L95 104L96 103L99 104V106L102 103L103 113L101 112V110H99L100 108L99 109H97V108L93 109L91 106L86 105ZM260 101H263V102H260ZM50 102L52 103L51 106H50ZM104 102L107 104L103 105ZM142 103H145V104L142 105ZM109 104H111V106ZM107 105L111 108L110 112L108 110L109 107ZM144 107L148 109V112H146L147 109H145ZM106 108H108V109H106ZM52 109H54L53 111L55 113L52 112ZM82 109L83 110L86 109L85 112H83ZM120 109H122L123 111L121 112ZM141 109L143 110V112ZM149 110L152 111V113L149 112ZM105 111L107 112V114ZM24 112H26V110ZM34 112L38 113V115L35 114ZM100 112L104 115L99 114ZM108 112H109V114H108ZM153 112H155V113H153ZM32 113H34L33 116L31 115ZM80 113H81V115H80ZM137 113L139 116H137ZM65 114H68L70 116L65 115ZM195 114H196V117H199L200 115H202L201 109H197ZM253 114H255V113H253ZM0 115H1L0 119H3L4 114L1 110V108H0ZM27 115H29V116H27ZM119 115H120V118H119ZM129 116H130V118H129ZM237 116L239 118V119L237 118V120H240L242 118V115H237ZM258 117L263 118L260 114H258ZM141 118H145V119H143V121H145L144 122L145 124L142 123ZM124 119H126V122H124L125 121ZM138 119H140V120H138ZM108 120H110V121H108ZM263 120H264V118H263ZM33 121H34V123H33ZM47 121L49 124L47 123ZM59 121L61 124L59 123ZM140 121H141V123H139ZM148 121H151V122H148ZM38 122H40V123H38ZM155 122H157V123L159 122L161 124H157ZM36 123H38V124H36ZM62 123L64 124V126ZM149 124L153 129L149 126ZM153 124L158 125L159 128H158V126L155 125L156 129H154ZM68 125L69 126L71 125L70 128ZM254 126L255 125H253L251 127V129L253 130V139H254L253 141L256 144H262L263 145L264 130H261V129L258 130L256 128V126L255 127ZM51 128H52V130H51ZM63 128H64V130H63ZM70 130H72L73 132L71 133ZM259 131H261L260 132L261 134L259 133ZM144 133H146L147 136H145ZM254 136H256V137H254ZM257 137H258V139H257ZM259 138H260V140H259ZM258 140L260 142H258ZM170 141H173V142H170ZM113 142H114V145H112V146H115V147H112V146L107 144L106 146H104V148L107 150H105L104 148L98 149V150H100V152L103 151L100 154V155H103V157H101V159L105 160V162L107 164H112L114 161L113 159H115V160L120 159V160H123L122 161L123 162L122 167H128L130 163H129V161H126V160H128V157L130 155L129 153L133 149H126L125 150V148L123 147L124 144H121L122 142L120 143V141H118V140H113ZM58 143H65V141L64 142H58ZM115 143L117 145H115ZM121 145H123V146H121ZM79 146H81V147H79ZM178 146H180V147H178ZM83 147H85V148H83ZM19 151H21V152H19ZM30 151H31V153H30ZM46 151H47V149H46ZM122 151H123V153L121 155ZM66 152H67V154H66ZM77 152L79 153V155ZM115 152H116V154H115ZM73 153H77V154L74 156ZM82 153H83V155H82ZM68 154H69V157L67 156ZM104 154H106V155H104ZM127 154H128V157L126 156ZM42 155H43V157H42ZM50 156L52 158H50ZM66 156L69 159H67ZM77 156H80V158ZM21 157H23L24 160L28 157L30 159H26L27 161L26 160L24 161ZM81 157H83V159H81ZM19 158H21L24 162V163L22 162V166L20 165L21 164L20 161H22L21 159L18 161V162H20V164L17 163V159H19ZM47 158H49V160ZM62 158L66 159V161L68 160L69 165L68 164L65 165L63 163L58 162V160H63ZM70 158H71V161L74 158L73 161L76 162L74 165H73V163H71ZM51 159H53V160L50 161ZM9 160H10V162H9ZM15 160H16V162H15ZM40 160H41V163H40ZM28 162L31 164V166L29 165ZM31 162H33V163H31ZM84 163L86 164L85 168H84V166H85ZM90 163H92V164H90ZM9 164L11 166H9ZM60 164H62V165H60ZM79 164H81V165H79ZM72 165H73V167H71ZM125 165H127V166H125ZM47 166H48V168H47ZM12 167H13V169H12ZM26 167H27V170H26ZM30 167H31V170L29 171ZM60 168H61V170H60ZM17 169H18V171H17ZM51 169H53V170H51ZM76 169H77V171H76ZM78 169H80V170H78ZM37 170H38V172H37ZM44 170H46V171L48 170L47 173ZM15 171H16L17 175H22V177H20V176H19L20 178L17 177V175H15ZM28 171H29V173H28ZM50 171L52 172V174ZM74 171H76V175L73 174ZM84 171H86L85 172L86 174L84 173ZM88 172H90V173H88ZM13 173L15 175L14 177H12ZM22 173L27 174V175H23ZM47 174H49V175H47ZM65 174H68V175L70 174L71 177L70 178L68 177L69 178L68 179L66 177L67 175H65ZM61 175L62 176L65 175V178H64L65 180L63 179L64 176L61 177ZM16 177L19 179H17ZM28 178H29V180H28ZM85 178H87V179H85ZM99 178H101V179H99ZM16 179L19 181H17ZM103 179H105V180H103ZM76 180H77V183H74V182H76ZM82 180H83V182H82ZM87 180L90 182H93V183H89ZM45 181H47V182H45ZM59 181H62L63 185L65 182L69 181V182H67V185L69 188L71 187L73 190L71 189L72 191H66V192H68V196L63 194V192L58 191V188L60 187V186H58ZM15 182H16V184H15ZM19 182H20V186L23 185L21 188H20V186H18ZM70 182H72L71 185H70ZM43 183H46V184H43ZM13 184H15V186H13ZM85 185H87V186H85ZM28 186H29V188H28ZM44 186H46V190H45ZM110 187L113 189H111ZM94 188L97 189V192ZM25 190L30 192L31 194L33 193L32 196H31V194L26 193ZM17 191H19V193ZM34 191H36V193ZM103 191L106 192L108 195L106 194L107 196H104L105 193ZM59 193H60V195H59ZM101 193H102V197H101ZM120 193L122 194V196ZM21 194H22V196H19V197L17 196V195H21ZM43 194L45 196H42ZM13 195H16V196H13ZM13 197L18 198V199L17 200L15 199L16 200L15 201V200H13ZM21 197L22 198L24 197L23 198L24 200L22 202H24L25 199L26 200L28 199V200H30V204H28L24 207L23 203L20 201V199H22ZM31 197H35V198H31ZM36 197H39V198H36ZM65 197H66V199H65ZM86 197H88V198H86ZM143 197H145V198H143ZM94 199H95V201H94ZM101 199H102V202H101ZM118 199H120L124 202L126 199L128 201V203L126 201L127 204H129V202H130V204H129L130 208L132 207V204H133V207H135V208L139 207V208L137 210H135V212L133 210L127 208V207L122 208L120 206V204L118 203ZM58 200H59V203H58ZM32 201H34L35 203L37 202V204L39 202L38 206H35L37 204L33 205L34 202H32ZM70 201H72V202H70ZM77 201H79L80 203L77 204ZM83 201H84V203H83ZM41 202H42V204H41ZM64 202L66 204H69V207ZM100 202H101V205L103 207L101 205H99ZM107 202H109L110 205ZM247 202H248V200H247ZM91 203H92V205H91ZM241 203H242V200H241ZM244 203H246V201L244 202V199H243L242 204H244ZM61 204H62V206H61ZM30 205H31V207H30ZM89 205H91L90 208H89ZM104 205L107 207V209L109 211L106 209V207ZM81 206H82V208H80ZM62 207H63V209H62ZM64 207L67 211L64 209ZM104 207H105V209H104L105 211L101 210ZM110 207H111L112 211L110 210ZM25 208L27 209V211H25L26 210ZM17 210L21 213H19ZM62 210H63V212H61ZM124 210H125V212H123ZM58 211H59V213H58ZM80 211L82 214L80 213ZM98 211H100V213H97ZM139 211H140V209H139ZM89 212H91V213H89ZM26 213H28V214L26 215ZM111 213H113L114 216ZM125 213H127V214H125ZM72 214H74V216ZM110 214H111V216H110ZM120 214H122V215H120ZM22 215H24V216L22 217ZM60 215L62 217H60ZM49 216H51V219L49 218L48 220H46V217H49ZM63 216H65V217H63ZM90 216H92V217H90ZM122 216H124V217H122ZM110 217H111V219L109 220ZM17 219H12V221H17ZM60 219H61V221H60ZM119 219H122L121 220L122 224L121 223L119 224V222H121V221H119ZM103 220H105L104 223H107V222L108 223L103 224V222H101ZM125 222H126V224H125ZM19 223L20 222L18 221V223H15V224L18 226ZM50 224L52 225V227ZM100 224H102V228H101ZM105 225H106V228H105ZM80 226L82 227V230L80 229ZM113 226L116 229L115 231H113L114 230V228H112ZM97 227H99V228H97ZM51 230L55 231L53 229H51ZM27 232L28 231H26V230L21 231L22 234H27ZM104 232H107L108 234H106V236H103L102 238H100V235ZM11 234L16 235L17 233H15V232L13 233V231H12ZM11 234H9V236L12 237ZM164 234H163V238L165 240L169 241V239H170L169 231L165 232ZM13 237H15V236H13ZM18 237L19 238L15 239L16 241L21 242V243L22 242H24V243L28 242V241L25 242V240L21 236H18ZM100 240H102V241H100ZM104 243H102V244H104ZM245 243H246L245 241L242 243H239L240 244L239 248L243 247V250L246 251L248 255L252 256L253 259H256L255 248L253 246H251L249 243H247L246 245H245ZM248 244H249L250 248H248L249 247ZM75 246H76V249H72L71 247H69L67 250V253L72 252L73 254H75L76 251L81 248L78 245H75ZM45 247H46L45 252H49L50 254H53V256L55 255L56 250L52 246H45ZM98 248L100 249L99 246H98ZM246 248L249 251H247ZM107 249H109V248H107ZM60 255H64V253H61ZM49 258H51V257H49ZM114 259L113 260L111 259L113 264H116V263L121 264V262H119L118 260H116V262H115ZM238 259L242 260V258L240 256ZM243 259H245V258H243ZM241 260H238V261H240V264H247L246 259L242 260V261ZM130 263L131 264H138V262H136L134 259H132V261ZM130 263H126V264H130Z\"/></svg>",
  "mask_w": 264,
  "mask_h": 264
}]
</instances>
